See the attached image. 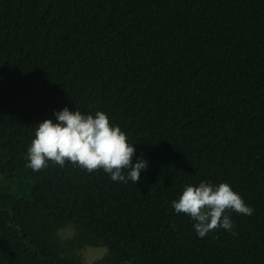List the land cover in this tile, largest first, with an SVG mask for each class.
Listing matches in <instances>:
<instances>
[{"label":"trees","instance_id":"trees-1","mask_svg":"<svg viewBox=\"0 0 264 264\" xmlns=\"http://www.w3.org/2000/svg\"><path fill=\"white\" fill-rule=\"evenodd\" d=\"M64 108L106 113L140 181L27 168ZM204 181L253 209L227 213L235 235L200 238L172 208ZM93 246L94 264H264V0H0V264H84Z\"/></svg>","mask_w":264,"mask_h":264},{"label":"clouds","instance_id":"clouds-1","mask_svg":"<svg viewBox=\"0 0 264 264\" xmlns=\"http://www.w3.org/2000/svg\"><path fill=\"white\" fill-rule=\"evenodd\" d=\"M53 115L56 122L46 119L35 126L25 157L27 168L39 172L49 163L60 167L70 163L88 173L103 170L118 183L140 181L148 162L141 156L133 164L134 145L119 126L110 122L106 113L82 114L79 109L64 108ZM171 206L176 214L186 215L195 222L193 227L200 238L220 228L235 235L227 213L253 214V209L228 183L213 185L204 181L198 186L186 185Z\"/></svg>","mask_w":264,"mask_h":264},{"label":"water","instance_id":"water-1","mask_svg":"<svg viewBox=\"0 0 264 264\" xmlns=\"http://www.w3.org/2000/svg\"><path fill=\"white\" fill-rule=\"evenodd\" d=\"M75 234V230L65 226L64 228L59 229L55 235L60 239V241H66L71 239L72 236ZM78 256H81L80 260L84 264H92L93 262L102 259L103 256L107 253L106 247H99V248H90L85 247L75 252Z\"/></svg>","mask_w":264,"mask_h":264},{"label":"flooded vegetation","instance_id":"flooded-vegetation-1","mask_svg":"<svg viewBox=\"0 0 264 264\" xmlns=\"http://www.w3.org/2000/svg\"><path fill=\"white\" fill-rule=\"evenodd\" d=\"M67 227H70V228H73V226L72 225H67ZM73 237V236H72ZM67 241V240H66ZM63 242H65V241H63ZM90 248H99V246H97V247H95V246H93V247H90ZM78 255V254H77ZM80 258H81V256H79ZM104 257V256H103ZM101 259H99V260H97V261H95V262H98V261H100ZM95 262H93L92 264H94Z\"/></svg>","mask_w":264,"mask_h":264}]
</instances>
